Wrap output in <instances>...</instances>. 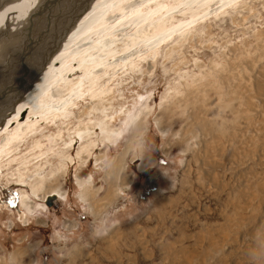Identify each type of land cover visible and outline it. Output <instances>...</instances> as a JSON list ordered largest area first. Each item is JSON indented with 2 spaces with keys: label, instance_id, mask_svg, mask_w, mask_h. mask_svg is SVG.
I'll return each mask as SVG.
<instances>
[{
  "label": "rangeland",
  "instance_id": "rangeland-1",
  "mask_svg": "<svg viewBox=\"0 0 264 264\" xmlns=\"http://www.w3.org/2000/svg\"><path fill=\"white\" fill-rule=\"evenodd\" d=\"M219 5L0 175V264H264V0Z\"/></svg>",
  "mask_w": 264,
  "mask_h": 264
},
{
  "label": "bare ground",
  "instance_id": "bare-ground-1",
  "mask_svg": "<svg viewBox=\"0 0 264 264\" xmlns=\"http://www.w3.org/2000/svg\"><path fill=\"white\" fill-rule=\"evenodd\" d=\"M214 1L219 7L235 2L53 0L46 11L47 0H0V175L16 165L19 172L33 164L42 169L59 146L54 135L42 132L46 124L59 128V140L74 117H83L75 111L83 103L105 107L114 80H123L141 56L155 55L161 40L183 27L169 23L171 10L178 7L176 14L188 12L194 21ZM74 138L82 140L81 133Z\"/></svg>",
  "mask_w": 264,
  "mask_h": 264
},
{
  "label": "water",
  "instance_id": "water-1",
  "mask_svg": "<svg viewBox=\"0 0 264 264\" xmlns=\"http://www.w3.org/2000/svg\"><path fill=\"white\" fill-rule=\"evenodd\" d=\"M47 4H46V8H45V10L47 11L48 9H49V6L51 5V3L53 2V0H47ZM46 11L44 12V13H46ZM37 16L38 15H36L35 17H34V19H33V21H35V19L37 18ZM54 199H57V196L55 195V194H50V195H48L47 196V199H46V202H47V204H49V205H52L53 204V202H54Z\"/></svg>",
  "mask_w": 264,
  "mask_h": 264
}]
</instances>
